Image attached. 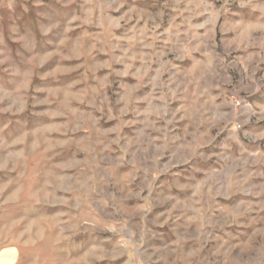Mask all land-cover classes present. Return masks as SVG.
I'll return each instance as SVG.
<instances>
[{"label": "rangeland", "instance_id": "1", "mask_svg": "<svg viewBox=\"0 0 264 264\" xmlns=\"http://www.w3.org/2000/svg\"><path fill=\"white\" fill-rule=\"evenodd\" d=\"M211 69L233 122L223 108L179 127L180 80ZM191 134L206 137L199 167L211 172L189 192L227 199L208 206L226 219L201 232L200 262L264 264V0H0V250L85 264L64 207L93 170L85 161L137 169L143 149L168 153ZM102 175L124 191L118 169Z\"/></svg>", "mask_w": 264, "mask_h": 264}, {"label": "crops", "instance_id": "2", "mask_svg": "<svg viewBox=\"0 0 264 264\" xmlns=\"http://www.w3.org/2000/svg\"><path fill=\"white\" fill-rule=\"evenodd\" d=\"M186 71L187 76L193 74L190 79L179 82L182 92L175 102L176 108L182 112L179 127L193 124V120L201 125L207 111H213L212 116L221 117L223 108L228 110L226 122H233V96L228 97L221 88L214 87L213 70L197 72L196 75L191 70ZM153 137L142 135V140L146 143L155 138L164 141L166 135L161 133ZM200 140H206V137L191 134L184 147L171 148L168 153L165 144H161L159 150L148 146L143 149L146 152H142L145 156L143 164L137 169L134 160L113 165L109 157L105 159L109 163L104 170L99 167L101 161L95 157L85 161L93 170L79 186L78 199L70 198L64 206L68 210L67 218L73 221L69 231L72 238L68 243L76 242L80 261L85 264H204L199 257L197 242L203 241H199V236L202 231H207V223L213 224L217 218L220 221L226 219V215H215L220 214L218 212L213 216L209 213L213 207L208 206L222 205L227 199L200 198L189 192L205 184L207 174L211 172L207 166L199 167L205 161L199 158L205 153L200 149L207 147H199ZM117 169L124 174L121 176L124 191L118 188L107 190L99 178L103 172L111 177L109 174L116 173ZM135 173L140 175L143 190L140 195L133 187ZM115 183L118 185V180ZM70 193L72 195L73 191ZM63 235L60 234L66 237ZM21 251L20 245L1 249L0 264H20Z\"/></svg>", "mask_w": 264, "mask_h": 264}, {"label": "built area", "instance_id": "3", "mask_svg": "<svg viewBox=\"0 0 264 264\" xmlns=\"http://www.w3.org/2000/svg\"><path fill=\"white\" fill-rule=\"evenodd\" d=\"M235 102V105L238 107V106H240L241 104H242V101H239V100H234Z\"/></svg>", "mask_w": 264, "mask_h": 264}]
</instances>
